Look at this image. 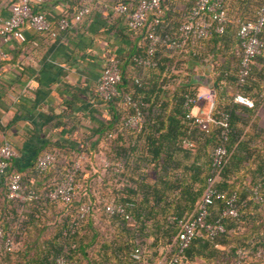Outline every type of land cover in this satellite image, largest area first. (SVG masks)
Listing matches in <instances>:
<instances>
[{
	"label": "trees",
	"instance_id": "trees-1",
	"mask_svg": "<svg viewBox=\"0 0 264 264\" xmlns=\"http://www.w3.org/2000/svg\"><path fill=\"white\" fill-rule=\"evenodd\" d=\"M164 21L165 16L161 18V27ZM180 21L168 31H175ZM261 35L264 38V28ZM223 36L224 33L212 34L208 38L214 37L215 41ZM144 43L145 40L140 47L134 45L135 52L129 57L131 65H134L131 59L133 55L144 54ZM162 50L165 49L161 46L155 48L150 55L155 65L146 68L156 69L158 73L164 71L162 59L157 56ZM193 56L202 58L200 54ZM252 65L245 84L239 89L244 94H250L255 104L259 89H253L251 78L263 76L264 70L255 71ZM178 66L179 64L176 69ZM228 69L225 67L221 73L227 71L226 80L232 83L235 73L230 74ZM178 74L180 73H170V76L178 77ZM120 77L118 92L130 93L143 103V120L136 130L123 128L122 116L128 115L131 109L126 107L118 96L107 102L112 105L118 99L122 105L115 108L116 112L113 108L114 114L104 124L102 131L97 133V141L102 139L105 145L104 156L122 161V169L119 173H105L101 179L105 183L107 178L108 183H105L106 187L100 188L98 193L111 196L118 203H131L126 205V211L131 216L132 226H127L121 215L107 216L94 208L73 231H70L69 224L76 205L83 201L95 200L85 178L89 175L91 165H94L93 151L97 149L93 145L71 150L51 147L47 150L61 152L66 160H69L70 155L75 151L83 152L88 156L89 162H86L84 169L76 175V179L83 183L84 188L78 191L77 196L69 204L48 201L44 203L30 201L24 204L6 198L3 192L0 196V227L12 231L15 242L21 243L17 244L18 248L15 247L12 251L0 255H17L24 259V252L27 248L31 249L29 241L30 244H35L38 255L31 257V260L23 261L22 264H27L28 261L32 264H54V257L59 254L74 261L75 264H132L130 251L135 246L141 248L146 264L153 263L162 255L164 258L171 255L174 250L172 240L177 230L175 221L171 217H184L193 212L209 171V143L213 142L214 146L220 142L219 127L210 123L208 131L205 132L183 117L184 95L195 96L197 85L179 81L171 89H166L162 84L142 82L139 77L140 84L137 85L132 77L126 78L121 71ZM129 80L131 81L128 89ZM121 87L122 90L119 89ZM152 92L155 96L153 101L149 102L147 95ZM161 97H165V100L159 102ZM223 106L214 104L212 115L219 118L220 112L228 113L229 131L224 145L229 155L220 170L215 186L225 192H236L237 215L222 216L224 230L212 238L202 231H197L183 249L177 264H229L235 256L236 249L250 250L264 246V143L259 147H249L251 130L242 133L239 124H244V121L235 114L234 104L231 106L225 104L224 108ZM247 109L250 112L254 107ZM121 112L123 115L119 117ZM257 135L264 142V130ZM251 153L255 154L253 158L255 164L252 166L248 164ZM176 154L185 158L187 163H181ZM200 157L202 161L199 160ZM66 166L65 163H59L47 170L48 175L50 173L51 176L56 170ZM146 168L152 170L153 180L146 176ZM32 169L34 170L33 165ZM253 172H257L261 177H253L255 176ZM22 180L26 186L36 192L50 187L47 184L44 188L38 189L25 181L23 176ZM246 180L247 185L244 184ZM256 183L259 184L260 201L252 198V188ZM1 187L4 190V187ZM29 206L35 208V215L38 218L43 217L46 208L60 206L62 209L60 220L54 223V230H51L48 224H41L42 226L39 227L42 231L41 238H37L34 242L31 240L27 242L28 234L30 235L32 230H25L22 223L25 221L24 209ZM221 206V200H215L210 206L207 220H212ZM12 221L17 223L16 232L10 226ZM46 235H49V238ZM169 246H171L170 250H168ZM160 248L162 254L157 252ZM148 255H156V257L151 261L154 256ZM246 264H264V262L247 261Z\"/></svg>",
	"mask_w": 264,
	"mask_h": 264
},
{
	"label": "crops",
	"instance_id": "crops-1",
	"mask_svg": "<svg viewBox=\"0 0 264 264\" xmlns=\"http://www.w3.org/2000/svg\"><path fill=\"white\" fill-rule=\"evenodd\" d=\"M12 2L13 0H0V17L8 14ZM77 2L78 0H46L42 9L49 18L54 19L63 9L73 10ZM89 2V13L69 31L54 39L26 29L24 41L12 38L10 42L0 44V48L7 54L5 58H0V143L6 140L15 149L16 155L10 160V168L18 170L25 181L38 189L47 185L50 173L48 175L47 171L37 174L32 165L37 154L51 147L71 150L93 145L97 149L93 151V164L99 165L104 156L105 145L102 139L97 141V133L102 131L104 124L114 114L113 108L122 105L118 99L112 105L102 102L95 93L98 74L105 60L111 56L118 58L120 71L126 78L139 77L142 82L162 84L166 89H171L179 81L197 85L196 91L200 92L208 88L214 104L220 107L224 104L235 105V114L244 121V124H239L242 133L245 131L246 119L250 118L252 124L249 147H259L264 143L257 135L264 130V74L251 78L253 89H259V93L255 97V104L253 100L254 109L249 112L247 108L252 107L232 102L233 82L226 80L227 71L221 73L225 67L238 65L236 20L253 17L259 1L225 0L228 23L223 38L215 41L214 37L203 39L179 52L162 50L160 55L157 54L164 65V71L161 73L156 69L141 68L130 63L129 57L135 52L133 48L134 45L137 46L142 31H128L123 17L114 14L111 7L117 2L133 3V0ZM190 3V0H162V17L165 16V21L160 28L168 31L176 22L182 20ZM195 54L202 55V65H209L208 72L201 67L197 68L196 64L200 63L195 60ZM177 60L180 62L176 69ZM252 64L253 70H264V49ZM175 72H179V76L171 77L170 73ZM196 73L207 77L208 83L193 81V75ZM130 81L127 84L128 89ZM147 96L150 102L155 95L152 92ZM165 97H161L159 102L165 100ZM205 105L206 100L200 98L192 111ZM119 115L121 117L122 112ZM176 156L181 163H187L180 154ZM254 157L255 154H249L248 164L251 166L255 164ZM199 160L202 161V158ZM145 173L153 180L151 169L146 168ZM88 174L85 180L89 183V188L95 181L96 184L102 182L101 171L92 169ZM253 174L255 178L261 177L257 172ZM105 183H108L107 178ZM99 190V186L89 189L92 194ZM3 192L0 186V196ZM61 210L60 206L46 208L43 217L38 218L34 207L24 209L23 227L25 230H32L30 235L28 234L27 242L41 238V224H48L50 229L54 230V223L60 220ZM16 224L14 221L10 224L14 231ZM46 237L49 238V235ZM29 245L32 250L27 248L24 259L17 255H0V264H22L23 261L31 260V257L38 253L34 243L30 244L29 241ZM159 252H162L161 248L158 249ZM27 264L32 263L28 261Z\"/></svg>",
	"mask_w": 264,
	"mask_h": 264
},
{
	"label": "built area",
	"instance_id": "built-area-1",
	"mask_svg": "<svg viewBox=\"0 0 264 264\" xmlns=\"http://www.w3.org/2000/svg\"><path fill=\"white\" fill-rule=\"evenodd\" d=\"M46 0H13L10 4L8 14L0 17V44L10 42L12 38L19 41L25 40L26 29L41 33L50 39L60 36L61 33L69 31L82 17L90 11V0H78L73 10L63 9L59 16L51 19L42 9ZM190 6L186 10L183 19L177 25L175 31L169 32L160 28L163 16L162 0H133V3L117 2L111 7V11L123 17L125 26L130 32L142 31V36L137 43L140 47L145 40L143 55L132 56L135 66L146 68L155 65L150 57L157 46L163 47L170 52L184 51L194 46L198 41L208 38L212 34L221 35L225 32L228 23L225 0H190ZM264 0H260L253 17L236 20L235 36L239 47L238 65L233 82V103L246 107H253V99L240 91L250 73L251 65L255 57L260 55L264 49ZM6 52L0 48V58H5ZM119 60L115 56L107 58L98 74L95 83V93L102 102H110L117 96L131 112L122 116V126L126 129L136 130L143 120V103L134 98L130 93H119L117 85L120 81ZM133 82L140 84L138 77H133ZM205 99L204 107L196 106L198 99ZM183 117L199 129L207 132L210 123L218 125L220 142L215 144L209 152V171L205 178L204 189L196 201L193 212L184 217H171L175 221L176 233L173 237V252L167 258L159 257L151 264H177L180 254L187 247L191 237L202 231L212 238L224 230L221 222L222 216L235 217L237 215V195L235 191L225 192L215 186L219 173L225 164L229 152L224 141L227 139L229 125L228 113L220 112L219 118L212 115L214 101L208 88L195 92V96L185 94L182 102ZM16 155L15 149L6 140L0 143V184L4 187L6 198L28 204L30 201L54 202L69 204L79 190L84 188L83 183L76 179L78 172L84 169V164L89 158L83 152H72L69 160L57 151L43 150L34 158L33 166L37 174H41L59 163L67 164L66 167L56 170L48 179L50 187L36 192L33 188L26 186L20 172L10 168V160ZM101 177L105 173H119L122 169L120 159L113 160L106 156L100 159ZM89 185V184H88ZM259 184L252 188V198L260 201L258 193ZM95 200L83 201L76 205L69 230L82 222L86 215L94 210L109 216L121 215L127 226H132L131 216L126 211V205L131 203H118L111 196H103L98 192L94 194ZM221 200L222 206L218 214L207 220L210 214V206L215 200ZM21 238V237H20ZM21 243V242H20ZM15 235L10 230L0 227V253L10 252L17 244ZM171 246L168 247L170 250ZM132 264H146L139 246L130 251ZM247 261L264 262V246L254 249H236L235 256L229 264H246ZM54 264H75L74 261L66 259L61 254L54 257Z\"/></svg>",
	"mask_w": 264,
	"mask_h": 264
},
{
	"label": "rangeland",
	"instance_id": "rangeland-1",
	"mask_svg": "<svg viewBox=\"0 0 264 264\" xmlns=\"http://www.w3.org/2000/svg\"><path fill=\"white\" fill-rule=\"evenodd\" d=\"M256 1H259V0H256ZM173 57H175V56H173ZM172 57V58H173ZM201 56H199V58L197 59V58H195V60L196 61H198L199 60V63L200 64H202V59L200 58ZM178 62H180V60H177L175 63L177 64ZM200 64H196V66H197V68L198 67H200ZM236 65H233L232 67H230L228 70H229V73L230 74H234V72H235V70H236ZM176 74L178 73V72H175ZM230 97V96H229ZM225 107V104H224V106H223V108ZM252 124V121H250V118H248V119H246V121H245V131H250L251 130V128H250V125ZM213 142H211V143H209V149L211 150V148H212V146H213ZM209 150V151H210ZM92 168H90V170H92V169H95V170H97V171H100V163H99V165H93V166H91ZM97 167V168H96ZM244 184L245 185H247L248 184V181L246 180V181H244ZM97 186H99L100 188H105L106 187V185L104 184V182H100V184H96V181H95V183L93 182V183H91V185H90V188L92 189L93 187H97ZM148 251L151 253V250L150 249H148ZM157 252H158V250H157ZM148 256H156V255H148ZM158 256V255H157Z\"/></svg>",
	"mask_w": 264,
	"mask_h": 264
},
{
	"label": "water",
	"instance_id": "water-1",
	"mask_svg": "<svg viewBox=\"0 0 264 264\" xmlns=\"http://www.w3.org/2000/svg\"><path fill=\"white\" fill-rule=\"evenodd\" d=\"M200 67H201L202 69H204L205 72H208V71H209V65H205V66H203V65L201 64ZM193 76H194V77H193V81L199 80L200 83H202V84H206V83H208V81H209L208 78L205 77L204 75H202L201 73H196V74H194Z\"/></svg>",
	"mask_w": 264,
	"mask_h": 264
}]
</instances>
